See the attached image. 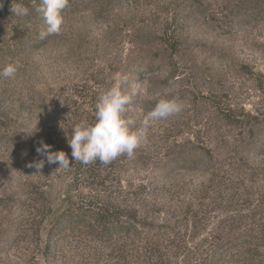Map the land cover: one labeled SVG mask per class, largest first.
Masks as SVG:
<instances>
[{"label":"rangeland","instance_id":"374dc122","mask_svg":"<svg viewBox=\"0 0 264 264\" xmlns=\"http://www.w3.org/2000/svg\"><path fill=\"white\" fill-rule=\"evenodd\" d=\"M12 2L0 0V70L19 63L0 77V264H105L123 236L69 212L91 196L135 218L143 239L130 248L159 247L170 264H196L216 246L208 235L239 252L242 233L264 236V0H70L61 34L46 39L40 0H17L27 16ZM118 74L137 127L162 96L185 105L104 170L121 188L57 163L42 175L28 167L41 140L79 163L72 127L91 121ZM242 257L264 264V249Z\"/></svg>","mask_w":264,"mask_h":264},{"label":"clouds","instance_id":"9594fccd","mask_svg":"<svg viewBox=\"0 0 264 264\" xmlns=\"http://www.w3.org/2000/svg\"><path fill=\"white\" fill-rule=\"evenodd\" d=\"M33 2L35 3V0ZM69 4L70 0H40L37 11L42 13L45 24L39 33L40 39L61 34L65 23V10ZM0 7L3 5L0 4ZM10 10L16 16H27L31 11L29 7L17 0H13ZM18 67V62L7 63L0 70V77L13 78ZM126 80L127 77L118 74L111 88L98 97L94 120L84 119L72 127L73 133L68 143L75 161L90 165L98 160L107 166L121 156L126 155L132 158L135 151L148 142V130L152 122L178 116L184 110V101L178 95L162 96L148 113L147 118L137 127L136 120L126 115L127 105L131 103V95L123 88ZM40 145L36 151L42 157H46L47 163H59L58 169L69 170L71 168L66 152H53L51 151L52 146L45 144L42 140ZM27 166L34 167L36 173L41 174L45 159H39Z\"/></svg>","mask_w":264,"mask_h":264},{"label":"trees","instance_id":"16d2710c","mask_svg":"<svg viewBox=\"0 0 264 264\" xmlns=\"http://www.w3.org/2000/svg\"><path fill=\"white\" fill-rule=\"evenodd\" d=\"M94 115V112L92 113ZM94 120V116L92 117L91 121ZM52 138V137H51ZM46 144V142H45ZM48 144V143H47ZM51 144V151L56 152L57 149L55 147H58L60 144L59 142L55 145L54 143L49 142V145ZM34 158H36V161L39 159H45V166L44 168H51L55 165L49 164L46 161V157H42L40 154L37 153L36 149L33 151ZM59 167V163H57ZM102 166V168H101ZM73 167V168H72ZM109 166L104 165L100 163L98 160L90 165H84L81 162L75 163L74 165H71V169L73 170L75 179H81V177L86 178H99L103 177L102 183L100 184L103 191H105L103 184L107 183V180H110V183L107 185V188H121L120 185H113L112 181L113 179H109V176L105 174L104 170L108 168ZM53 168V167H52ZM99 185V184H97ZM111 193V191H109ZM73 191V190H72ZM106 192V191H105ZM91 196L89 200L85 198H81L80 205H77V207L72 208V210H69L70 214H73L75 212L81 213L83 215L84 213L89 214L88 215V222H86V226L84 225V228H90L94 231L100 232L101 235H108L112 233L115 234H121L122 242L119 247L117 243H114V247H110L113 249H110L107 251V253L104 255L106 257L105 264H170V261H168L166 254L159 249V247L151 246V247H135L130 248L131 245H129L127 242H131V236H133L134 239L137 241L143 239L140 237H136L135 233L136 231H133L134 226L130 225L129 222H133L135 218L123 216L119 213H117L114 210V207L111 206V204L106 201V199H98ZM68 212V210H66ZM62 217V216H61ZM59 217V218H61ZM64 217V215H63ZM62 217V218H63ZM69 218V217H68ZM67 217H65L64 222L62 223L60 229H63L65 225ZM81 222V221H80ZM84 223V221H82ZM123 226V227H122ZM253 232V231H252ZM250 233L245 232L239 235V238L243 240V243L245 245H241L240 248H244L247 246V248L244 249V251H235V248H232L230 250H225L224 247H217L218 242L221 240L220 237L217 238L216 236L213 237V235H208V238L211 240L215 238V247L206 249L203 252H200L201 258L196 260L197 256L196 254H193L190 257H188V254H185L183 258H190V261L193 262V259L195 258L194 262H197L196 264H246L244 260H240L242 258L243 254L248 255L249 253L251 256L253 253L260 256V251L264 249V236L260 233ZM125 238V239H124ZM225 239H229V236H225ZM255 241V242H254ZM254 242V243H253ZM133 244V242H131ZM107 250V249H105ZM232 250V251H231ZM234 250V251H233ZM237 257V259H235ZM239 258V259H238ZM232 259V260H231ZM200 260L202 262L200 263ZM229 260H231L230 263ZM234 260V261H233Z\"/></svg>","mask_w":264,"mask_h":264}]
</instances>
